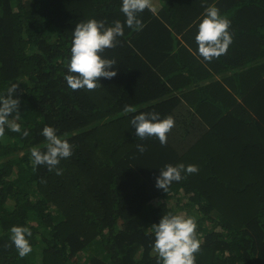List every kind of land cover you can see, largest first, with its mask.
<instances>
[{
	"label": "trees",
	"instance_id": "trees-1",
	"mask_svg": "<svg viewBox=\"0 0 264 264\" xmlns=\"http://www.w3.org/2000/svg\"><path fill=\"white\" fill-rule=\"evenodd\" d=\"M120 3L0 0V92L18 84L17 122L28 131L0 137V264H156L152 224L168 213L196 218V264H264V0L145 9L142 28L125 26L101 53L117 74L73 91L72 30L88 19L123 24ZM209 5L231 21L232 43L205 61L194 37ZM150 110L174 118L165 145L129 124ZM45 125L74 146L59 175L31 165L30 149L46 148ZM181 162L198 172L157 189L159 168ZM13 225L33 233L23 258Z\"/></svg>",
	"mask_w": 264,
	"mask_h": 264
},
{
	"label": "clouds",
	"instance_id": "clouds-1",
	"mask_svg": "<svg viewBox=\"0 0 264 264\" xmlns=\"http://www.w3.org/2000/svg\"><path fill=\"white\" fill-rule=\"evenodd\" d=\"M145 9L157 11L152 0H121L120 11L125 20L122 24L119 20L106 26L103 21L88 19L77 23L72 30L70 57L67 61V74L65 80L67 86L73 91L78 89L93 90L100 85V78L111 79L117 74L114 67L115 59L103 57L101 53L107 48L115 47L117 37L124 35V27L139 30L142 21L139 13ZM231 21L220 14L219 9L209 5L201 14L196 24L195 42L197 52L205 61H211L225 54L232 43V34L229 31ZM18 84L13 82L6 88V92H0V137L4 136L5 129L11 132L28 136L27 129H22L19 111V96L16 95ZM125 113H133L131 107H125ZM174 118L160 117L155 110L141 111L131 116L129 124L134 127L135 136L141 140L155 137L161 145L167 143V134L174 126ZM45 137L46 148L37 147L30 149V161L33 170L37 166L46 165L51 172L61 174V169L56 166L62 159L73 154V145L67 139L57 134V129L45 125L41 130ZM139 151H145L142 144H137ZM159 175L155 180V187L165 192L175 181L179 182L182 173L191 174L198 172V167L193 164L176 165L167 164L159 168ZM196 218L183 214L168 213L162 215L158 223L152 224L154 240L152 250L156 253V264H196L195 253L200 249V240L196 234ZM10 241L15 247L19 257L23 258L32 251L30 238L33 236L31 229L23 225H13L9 229Z\"/></svg>",
	"mask_w": 264,
	"mask_h": 264
},
{
	"label": "rangeland",
	"instance_id": "rangeland-1",
	"mask_svg": "<svg viewBox=\"0 0 264 264\" xmlns=\"http://www.w3.org/2000/svg\"><path fill=\"white\" fill-rule=\"evenodd\" d=\"M166 0H152V3H153V5L155 6V8H156V10H157V8H160L161 7V5L165 2ZM171 203H172V205L176 202V200H174V201H170ZM183 213L185 212V211H182ZM39 231H40V229H39ZM41 238V234H39L38 235V238Z\"/></svg>",
	"mask_w": 264,
	"mask_h": 264
}]
</instances>
